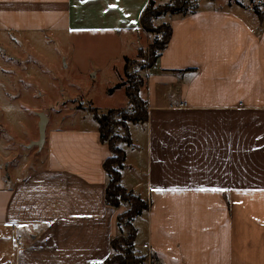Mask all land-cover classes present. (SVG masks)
Wrapping results in <instances>:
<instances>
[{"label": "crops", "instance_id": "1", "mask_svg": "<svg viewBox=\"0 0 264 264\" xmlns=\"http://www.w3.org/2000/svg\"><path fill=\"white\" fill-rule=\"evenodd\" d=\"M151 1L167 3L0 0V264H104L130 208L106 203L111 153L94 119L57 124L67 117H49L53 102L24 75L27 97L13 103L10 89L20 94L9 85L25 61L18 42L89 31L139 37ZM196 5L162 16L171 38L139 91L148 121L129 124L132 144L123 146L122 183L148 205L133 221L135 254L143 264H264V2ZM8 107L35 113L26 140L7 130Z\"/></svg>", "mask_w": 264, "mask_h": 264}, {"label": "rangeland", "instance_id": "2", "mask_svg": "<svg viewBox=\"0 0 264 264\" xmlns=\"http://www.w3.org/2000/svg\"><path fill=\"white\" fill-rule=\"evenodd\" d=\"M175 1L158 0L160 3L167 2L164 4H156L153 1L155 7L150 9L157 10L155 9L157 6H165L171 2L175 3ZM192 1H195V3L200 1V4L203 5L210 0ZM242 1L254 5L264 2V0ZM162 16L154 19L153 29L155 32L149 33L142 26L143 31L146 33L139 31L141 33L139 37L134 35L133 32L126 31H121V35H117V33L98 34L101 36H97L95 32L91 31L83 32L79 35L61 33L50 34V36L47 35L45 37H37L31 34L32 37L34 36L35 42L29 45L18 42L19 47L16 52L25 61L19 67L14 64L16 67L14 73L17 78L9 86L17 88L21 96L15 94L14 89H10L12 91L10 98L13 103L15 101L23 103V98L27 97L21 90V82L24 75V77L27 76L37 85V89H40V92L44 91L47 94L44 99L46 103L49 104L52 101V105L58 108L55 109L54 106L51 105L50 107L48 105L47 115L49 117L62 115L67 117L65 123L58 122L57 124H66L68 127L80 125L82 127L88 123H95L93 115L89 111L90 107L96 108L100 114H105L109 109L113 108L123 111L130 110L131 105L124 95V90L126 91V87H131L133 81L135 83L139 78H142L143 70L154 63L150 45L154 43L155 39L160 43L164 39L165 31L159 28L163 23L162 21H166ZM13 46L11 45V49ZM137 48L140 49L136 50ZM7 53H12V51H7ZM127 57L131 61L128 73L125 71L127 66L125 60ZM5 59L6 57L2 58L3 61ZM21 71L25 74L20 73ZM118 84L122 85V88L118 87ZM29 92L28 101L26 102L29 105H34L38 101L37 96L35 94L32 95V91ZM35 92L33 91V93ZM37 94L40 95L39 91H37ZM8 108L9 111L6 115L12 116V122H8L7 130L14 133L12 135L22 136V139L26 140L30 133L29 129H27L30 123L28 119L35 113L23 112L21 108L16 107ZM115 131L120 136L124 135L121 127L115 128ZM120 146L125 148V144H120ZM128 146L130 145L126 144V147ZM17 149L20 151V148ZM31 150L30 153H34L36 148L34 147ZM22 156L23 153L21 154ZM127 234V231L123 230V235L127 236Z\"/></svg>", "mask_w": 264, "mask_h": 264}, {"label": "trees", "instance_id": "3", "mask_svg": "<svg viewBox=\"0 0 264 264\" xmlns=\"http://www.w3.org/2000/svg\"><path fill=\"white\" fill-rule=\"evenodd\" d=\"M196 4L192 0H176L175 3L171 2L165 6H157L155 8L157 10H151L150 8L155 7V3L151 1L142 13L141 24L147 32L153 33L155 32L153 29L154 19L168 13L184 16L189 12H194L197 9ZM255 11L261 16L258 7L255 8ZM159 28L165 31V36L161 43L155 39L154 43L150 45L154 63L168 45L171 38V28L168 25L162 24ZM125 61L127 62L125 71L128 73V67L131 61L128 58ZM143 83L144 79L139 78L137 82L134 83L133 81L132 86L130 85L131 87H126L125 92L128 102L131 105L130 110L109 109L105 114H100L96 108H89L93 119L99 125L100 139L108 145L111 153L110 157L104 162V170L108 175L106 203L117 210L122 208V205L125 203L130 204L128 210H123L118 215L120 235L112 240L114 255L107 259L104 264L144 263L143 257H138L135 254L134 241L136 239V230L133 226V221L147 209L148 205L139 196L127 190L122 183V171L126 166V153L123 147L120 146V144H132L129 124H144L148 121L147 103L139 95ZM121 86L118 84V87ZM117 127H121L124 131L123 136L116 133L115 128ZM123 230L127 231V236L123 235Z\"/></svg>", "mask_w": 264, "mask_h": 264}, {"label": "water", "instance_id": "4", "mask_svg": "<svg viewBox=\"0 0 264 264\" xmlns=\"http://www.w3.org/2000/svg\"><path fill=\"white\" fill-rule=\"evenodd\" d=\"M44 123H45V116L42 115V122H41V140L44 138Z\"/></svg>", "mask_w": 264, "mask_h": 264}, {"label": "built area", "instance_id": "5", "mask_svg": "<svg viewBox=\"0 0 264 264\" xmlns=\"http://www.w3.org/2000/svg\"><path fill=\"white\" fill-rule=\"evenodd\" d=\"M180 107H187V103H181Z\"/></svg>", "mask_w": 264, "mask_h": 264}]
</instances>
